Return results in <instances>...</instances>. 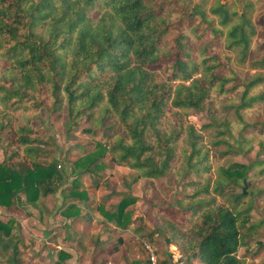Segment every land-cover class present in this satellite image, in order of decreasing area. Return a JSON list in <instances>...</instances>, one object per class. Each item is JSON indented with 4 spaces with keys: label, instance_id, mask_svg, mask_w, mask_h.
Instances as JSON below:
<instances>
[{
    "label": "trees",
    "instance_id": "1",
    "mask_svg": "<svg viewBox=\"0 0 264 264\" xmlns=\"http://www.w3.org/2000/svg\"><path fill=\"white\" fill-rule=\"evenodd\" d=\"M253 13L245 0H0V212L16 216L24 195L44 217L50 214L44 200L60 189L65 199L76 200L65 217L80 215L77 202L93 212L79 179L104 170L99 160L109 153L137 172L133 184L169 172L180 184L175 207H150L157 225L149 241L164 238L202 264H247L238 256L245 246L241 231L251 236L259 229L251 223L252 207H242L247 193L223 202L217 197L260 166H220L231 152L215 151L211 159L203 134L186 115L211 114L219 101L241 92L233 109L240 126L247 108L264 101V93H256L264 78L255 75L243 84L234 67L264 64V58L249 59L260 38ZM41 111L64 112L71 125L87 118L91 126L82 130L89 135L112 133L108 147L99 143L74 164L78 174L68 189L55 161H39L42 152L31 139ZM229 124L218 127L229 131ZM226 130L219 133L223 140L210 142L213 147L229 144ZM242 143L251 145V139ZM136 201L126 197L104 217L127 230L133 218L126 210ZM14 224L0 221V264H47L13 233ZM70 257L61 251L55 264Z\"/></svg>",
    "mask_w": 264,
    "mask_h": 264
},
{
    "label": "rangeland",
    "instance_id": "2",
    "mask_svg": "<svg viewBox=\"0 0 264 264\" xmlns=\"http://www.w3.org/2000/svg\"><path fill=\"white\" fill-rule=\"evenodd\" d=\"M189 1L196 3L201 0ZM245 2L254 5L252 20L260 35V38L253 42V51L249 54V59H263L264 0H245ZM234 67L239 81L243 84H247L255 75L264 78V64L257 70H252L248 63L241 67ZM256 93H264V83ZM241 96V92H238L234 97H225L217 103L211 114L206 110L189 111L186 119L203 134L205 149L209 151L211 159L215 158V151L231 152L221 161L220 166L227 167L231 163L244 165L256 163L260 166V168L251 169L243 183L230 184L229 187L223 189L217 198L223 202L227 198H234L244 190L246 191L247 197L243 199L242 207H252L251 223L259 225V229L251 236L246 229L241 231V235L245 237V246L239 250L238 256H245L247 264H262L264 262V172L262 173L261 170L264 169V148L262 147L264 145V101L247 108L246 122L239 126L233 109L239 105ZM212 122L214 125L211 124ZM228 123L231 129L229 131L226 130L227 127H218V125H228ZM32 125L36 129L31 139L35 141V147L42 152L39 161L45 163L55 161L57 169L65 175L62 187L67 189L72 186L78 174L74 173V164L96 150L97 144L108 147L107 142L112 139L111 132L96 135L84 133L82 129L89 128L91 122L83 118L78 121L77 125H71L64 112L49 114L41 111ZM225 130L231 136L227 139L229 144L213 147L210 142L223 140V136L219 133ZM242 138L251 139V145L242 143ZM111 158L108 153L99 160L106 165L104 170L94 175H83L79 179L81 189L89 191L92 201L89 199L90 202L87 201V204L90 203L94 211H87L85 205L77 202L80 214L84 212L85 221L93 225L92 231L91 229L86 231L87 238L79 241L78 244H72L66 239L69 235L71 237L73 235L69 232L70 225L80 223V220H70L71 218L65 217L63 213L67 209L63 206L68 207L76 200L64 199L61 196L62 191L44 200L45 207L50 211L49 215L41 217L38 209L28 204L24 195H20L21 200L16 201L15 205L16 216L4 215L0 212V221L7 223L10 219L14 220L13 233L22 237L34 248V251L42 253L47 264L58 262L59 253L65 252L64 248L75 249L78 252L71 254L66 263L69 260L73 261L72 264H130L138 260L147 264L148 254L145 243L153 247L156 255L164 264H171L172 255L182 256L185 264H202L198 258L188 257L183 249L173 242H167L160 237H155L151 241L146 238L147 234L157 225L155 215L149 213L150 207L152 205L176 206V196L180 193L181 187L173 172H169L164 178L158 180L140 179L138 183L133 184L137 172L126 166L118 165ZM2 160L3 155L0 150V162ZM213 163L214 177L217 178L218 173L215 168L217 164ZM126 197H133L137 200L126 210L132 214L133 224L129 229L117 231L112 236L113 230L103 212L117 211L119 203ZM81 229L80 225L75 226V231L83 235ZM141 235L144 237L142 238ZM58 246H61L60 250Z\"/></svg>",
    "mask_w": 264,
    "mask_h": 264
},
{
    "label": "crops",
    "instance_id": "3",
    "mask_svg": "<svg viewBox=\"0 0 264 264\" xmlns=\"http://www.w3.org/2000/svg\"><path fill=\"white\" fill-rule=\"evenodd\" d=\"M86 191H87V193L89 192L87 189H85ZM58 191H60L61 192V189L60 190H58ZM57 191V192H58ZM89 194V193H88ZM61 196L65 199V195H63V193L61 192ZM90 197V196H89ZM90 200L92 201V199L90 198ZM90 200L88 201V202H90ZM90 204V203H89ZM88 204V205H89ZM90 206V205H89ZM66 208V207H65ZM64 208V209H65ZM85 208H86V206H85ZM63 210V209H62ZM87 211H90V209L89 208H87ZM91 212V211H90ZM81 216V217H80ZM80 218L79 217H74V218H71L70 220H77V219H79L80 220V223H75V224H72V225H70V229H69V232L71 233V234H73L72 235V237L69 235V237L66 239V241H68V242H71L72 244H75L76 245V243L78 244L79 243V241L81 242V241H83L84 239H86L87 237V233H86V231L88 230V229H91V231L93 230V225H91V223H89V222H87V221H85V219L83 218L84 217V212L82 213V214H80ZM69 221V220H68ZM80 225V227L82 228L81 230L83 231V235L81 234H79V233H77L76 231H75V226L76 225ZM109 225L111 226V230H113V233H112V236H114V234H116L117 233V231H120L121 229L120 228H117L116 226H114V225H112V224H110L109 223ZM89 238L90 239H92L91 238V236H89ZM74 240H78L77 242L76 241H74ZM59 250H60V248H61V246H58L57 247ZM64 250H65V252H67V253H69L70 255L71 254H75V253H78L77 251H75V249H66V248H64ZM43 255V254H42ZM44 255H46V253H44ZM68 262H69V264H72V262L73 261H67V263L66 264H68Z\"/></svg>",
    "mask_w": 264,
    "mask_h": 264
},
{
    "label": "built area",
    "instance_id": "4",
    "mask_svg": "<svg viewBox=\"0 0 264 264\" xmlns=\"http://www.w3.org/2000/svg\"><path fill=\"white\" fill-rule=\"evenodd\" d=\"M144 246L147 251L148 261L150 262V264H161V261L156 255L153 247H151L148 243H145ZM170 261L171 264H185V261L182 260V256L176 257L175 255H172V259H170Z\"/></svg>",
    "mask_w": 264,
    "mask_h": 264
},
{
    "label": "water",
    "instance_id": "5",
    "mask_svg": "<svg viewBox=\"0 0 264 264\" xmlns=\"http://www.w3.org/2000/svg\"><path fill=\"white\" fill-rule=\"evenodd\" d=\"M244 192H245V190H244Z\"/></svg>",
    "mask_w": 264,
    "mask_h": 264
}]
</instances>
